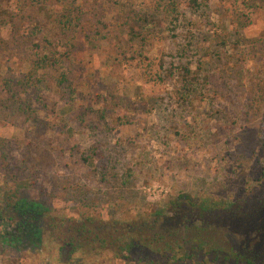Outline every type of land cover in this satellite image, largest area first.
<instances>
[{"label": "rangeland", "instance_id": "374dc122", "mask_svg": "<svg viewBox=\"0 0 264 264\" xmlns=\"http://www.w3.org/2000/svg\"><path fill=\"white\" fill-rule=\"evenodd\" d=\"M25 1L0 0L2 187L22 180L21 193L78 219L152 214L181 194L258 205L264 0H202L199 10L187 0ZM67 7L83 12L77 29L58 22ZM226 33L228 46L218 37ZM44 37L64 61L26 91L19 82ZM58 231L40 247L0 237V264H125L110 251L64 248ZM262 237L249 230L234 245L259 249Z\"/></svg>", "mask_w": 264, "mask_h": 264}, {"label": "trees", "instance_id": "16d2710c", "mask_svg": "<svg viewBox=\"0 0 264 264\" xmlns=\"http://www.w3.org/2000/svg\"><path fill=\"white\" fill-rule=\"evenodd\" d=\"M45 1L31 0V3L38 6ZM187 3L194 10L203 4L202 0H187ZM81 13L80 7H67L58 21L61 28L77 29L82 21ZM41 31L42 25L38 23L31 36L36 37ZM218 37L222 45L228 46L227 33ZM44 38L43 42L34 43L30 57L33 71L19 82L26 91L41 87L43 79L36 77L40 70L57 68L64 61L61 54L48 47L51 41ZM195 38L196 33L192 32L191 43ZM67 81V75L62 73L58 84ZM24 184L21 180L11 189L0 185V237L15 248L43 246V238L51 228L59 230V235L54 236L64 248L91 255L110 251L112 259H121L125 264H187L199 255L205 264H264V237L257 245L259 249L234 247L236 237L249 230L264 235V194L255 195L258 205L252 208L229 203L224 195L196 200L192 195L181 194L171 199L163 210L152 214L118 218L115 210L102 218L85 215L78 219L55 215L45 204L27 197L20 191Z\"/></svg>", "mask_w": 264, "mask_h": 264}, {"label": "flooded vegetation", "instance_id": "af4514ba", "mask_svg": "<svg viewBox=\"0 0 264 264\" xmlns=\"http://www.w3.org/2000/svg\"><path fill=\"white\" fill-rule=\"evenodd\" d=\"M234 247H236L235 245H234ZM237 248V247H236ZM237 249H240V248H237Z\"/></svg>", "mask_w": 264, "mask_h": 264}]
</instances>
